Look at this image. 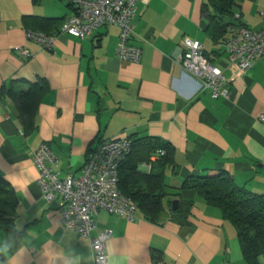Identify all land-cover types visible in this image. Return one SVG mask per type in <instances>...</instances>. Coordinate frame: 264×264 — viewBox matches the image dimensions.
<instances>
[{
  "label": "crops",
  "instance_id": "obj_1",
  "mask_svg": "<svg viewBox=\"0 0 264 264\" xmlns=\"http://www.w3.org/2000/svg\"><path fill=\"white\" fill-rule=\"evenodd\" d=\"M236 1L234 22L264 28V0ZM205 2L139 3L131 42L142 55L131 62L117 55L118 25L85 39L60 33L50 49L26 37L25 15L67 18L74 13L70 0H0V173L17 198L15 229H0V264H93L89 237L67 230L58 202L44 199L30 151L48 143L59 158L55 168L79 175L92 149L118 137L170 143L174 164L164 168L165 186L195 203L186 226L170 218L173 201H180L172 195L159 223L138 208L134 221L101 211L91 236L110 231L107 264H248L234 224L183 189L190 176L225 171L238 186L264 193V56L247 71L231 63L224 40L215 43L207 33ZM184 37L200 41L223 69L228 99L213 98L176 61ZM40 78L48 88L36 129L26 135L15 97L3 93V86L18 93ZM151 169L145 162L138 167L142 173Z\"/></svg>",
  "mask_w": 264,
  "mask_h": 264
},
{
  "label": "built area",
  "instance_id": "obj_2",
  "mask_svg": "<svg viewBox=\"0 0 264 264\" xmlns=\"http://www.w3.org/2000/svg\"><path fill=\"white\" fill-rule=\"evenodd\" d=\"M76 13L67 17L59 33H67L85 39L96 30L107 25H118L120 35L117 54L125 61L139 62L142 51L131 42L134 32L133 21L138 5L143 0H71ZM57 33L47 35L42 31L27 30L26 37L50 49ZM225 52L231 63L242 71L249 70L264 56V28L258 31L245 26L233 27L224 43ZM21 53L30 57L27 49ZM176 61L198 77L213 98H229L230 90L221 67L213 64L204 54V46L198 40L184 37L176 52ZM264 123V113L259 115ZM132 149V141L126 137L101 141L92 149L80 174L62 175L55 168L58 155L48 143L30 151L39 171L38 182L47 203L58 202L61 219L67 230L89 237L93 264H107L106 241L110 231L92 237L96 218L101 211L124 216L128 221L137 218V206L119 188V167Z\"/></svg>",
  "mask_w": 264,
  "mask_h": 264
},
{
  "label": "trees",
  "instance_id": "obj_3",
  "mask_svg": "<svg viewBox=\"0 0 264 264\" xmlns=\"http://www.w3.org/2000/svg\"><path fill=\"white\" fill-rule=\"evenodd\" d=\"M36 2V0H35ZM236 0H206L203 12L208 18L207 33L210 38L223 44L230 26H244L234 22ZM1 17V14H0ZM66 18L25 15L26 30L42 31L47 34L59 31ZM205 56L213 62L204 50ZM16 81V80H13ZM48 83L40 78L30 82L26 90L18 93L13 88L3 86V93L15 97L19 116L25 134L36 129L35 116L42 96L47 91ZM132 149L119 167V188L133 200L137 208L155 223L161 222L167 211L168 195L180 198L175 209L170 211V218L181 225H189V216L194 200H185L180 192H170L164 183V168L174 164L172 145L157 137L129 138ZM156 156L154 161L151 159ZM151 164L148 173L138 170L141 163ZM183 189L193 190L210 205L218 207L223 217L232 222L237 230L242 253L248 264H264V193H254L238 186L233 177L225 171L212 172L208 175L190 176L183 183ZM17 215V198L13 188L0 173V229L13 231Z\"/></svg>",
  "mask_w": 264,
  "mask_h": 264
},
{
  "label": "bare ground",
  "instance_id": "obj_4",
  "mask_svg": "<svg viewBox=\"0 0 264 264\" xmlns=\"http://www.w3.org/2000/svg\"><path fill=\"white\" fill-rule=\"evenodd\" d=\"M71 1V0H70ZM71 5L73 6V8H74V13H76V11H77V7H75V5H74V3L71 1ZM138 12V11H137ZM73 13V14H74ZM66 20V19H65ZM65 22V21H64ZM63 22V23H64ZM45 33V32H44ZM55 33H57V35L58 34H60L58 31H56ZM45 34H47V33H45ZM53 34V33H52ZM67 34V33H66ZM47 35H51V34H47ZM70 35V34H69ZM75 37V36H74ZM80 39V38H79ZM53 45V44H52ZM118 53V52H117ZM118 55V54H117ZM119 57V56H118ZM120 58V57H119ZM121 59V58H120ZM122 60V59H121ZM123 61H125V60H123ZM214 64V63H213Z\"/></svg>",
  "mask_w": 264,
  "mask_h": 264
},
{
  "label": "water",
  "instance_id": "obj_5",
  "mask_svg": "<svg viewBox=\"0 0 264 264\" xmlns=\"http://www.w3.org/2000/svg\"><path fill=\"white\" fill-rule=\"evenodd\" d=\"M178 202H179L178 199H175V200L173 201V208H174V209L176 208Z\"/></svg>",
  "mask_w": 264,
  "mask_h": 264
}]
</instances>
